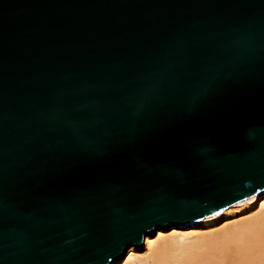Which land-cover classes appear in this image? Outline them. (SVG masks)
<instances>
[{
    "label": "water",
    "instance_id": "1",
    "mask_svg": "<svg viewBox=\"0 0 264 264\" xmlns=\"http://www.w3.org/2000/svg\"><path fill=\"white\" fill-rule=\"evenodd\" d=\"M264 189V0H0V264H114Z\"/></svg>",
    "mask_w": 264,
    "mask_h": 264
},
{
    "label": "bare ground",
    "instance_id": "2",
    "mask_svg": "<svg viewBox=\"0 0 264 264\" xmlns=\"http://www.w3.org/2000/svg\"><path fill=\"white\" fill-rule=\"evenodd\" d=\"M221 219L230 223L217 228ZM114 264H264V189L192 226L148 234Z\"/></svg>",
    "mask_w": 264,
    "mask_h": 264
},
{
    "label": "rangeland",
    "instance_id": "3",
    "mask_svg": "<svg viewBox=\"0 0 264 264\" xmlns=\"http://www.w3.org/2000/svg\"><path fill=\"white\" fill-rule=\"evenodd\" d=\"M249 215H250V213H248V215H244V216H241L242 218H245V217H249ZM240 217V218H241ZM219 223L216 225L217 226V228H219V227H225L228 223H230L228 220H224V219H221V220H219L218 221Z\"/></svg>",
    "mask_w": 264,
    "mask_h": 264
}]
</instances>
